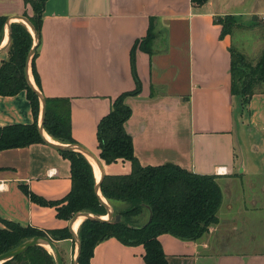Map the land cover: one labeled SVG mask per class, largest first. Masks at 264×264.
Listing matches in <instances>:
<instances>
[{"label": "crops", "instance_id": "1", "mask_svg": "<svg viewBox=\"0 0 264 264\" xmlns=\"http://www.w3.org/2000/svg\"><path fill=\"white\" fill-rule=\"evenodd\" d=\"M24 13L34 15L25 0H0V15L11 24L19 20L12 17ZM226 15L235 16L243 26L252 25L255 17L264 18V0H209L201 6L192 0H47L36 57L39 86L29 65L30 79L45 99L68 100L75 144L97 157L100 120L112 100L134 90L139 80L141 92L125 101L132 109L126 129L140 163H173L218 176L223 192L219 222L197 240L162 234L168 264H264V235H257L251 225L258 213L264 220V204L256 200L247 204L241 186L245 178L264 177V92L254 94L244 110L232 93L230 48L237 47L236 39L233 33L221 36L222 25L216 22ZM150 27L154 32L150 52L139 45L134 50ZM8 34L6 25L0 66L8 56V47L2 49ZM237 48L249 56L242 42ZM258 48L262 52L264 44ZM42 107L40 101L38 124ZM33 121L26 90L0 95V126ZM239 126L245 147L262 158L261 170L256 157L240 159ZM46 139L0 151V227L2 219L42 230L69 227L71 220L59 218L55 206L32 201L23 189L58 200L72 188L71 162L53 145L70 143ZM102 165L108 174L132 170L129 161ZM125 206L118 202L120 209ZM55 243L59 249L64 244L63 259L69 263L75 240ZM144 252L143 245H126L110 237L96 246L91 262L146 264Z\"/></svg>", "mask_w": 264, "mask_h": 264}, {"label": "trees", "instance_id": "2", "mask_svg": "<svg viewBox=\"0 0 264 264\" xmlns=\"http://www.w3.org/2000/svg\"><path fill=\"white\" fill-rule=\"evenodd\" d=\"M209 0H192L196 6ZM31 4L34 15L24 13L36 32L40 35L42 17L47 0H25ZM8 17L0 15V43L4 39ZM222 25L221 36L232 34L235 28L243 26L233 15L218 17ZM11 38L8 56L0 66V95H15L27 91L34 121L32 123H12L0 126V151L26 147L44 142L38 119L40 98L27 79V58L34 44V37L23 22L11 24ZM154 39L153 29L139 40L141 49L150 52ZM38 48V45H37ZM232 93L238 98L240 108L247 109L254 94L264 92V48L260 56L249 59L237 47L230 48ZM37 49L31 60L32 72L37 85L40 76L36 68ZM141 85L137 80L134 90L123 92L112 100L110 111L102 117L97 127L98 158L104 165L117 161H129L132 170L125 174L105 173L100 190L110 202H123L125 208L118 211L122 215L119 222L84 219L78 230L81 241L79 264H92L96 246L103 240L116 237L126 245H143L146 264H168L167 255L160 236L169 233L182 240L201 238L212 224L219 222L218 211L222 205L223 192L216 174H198L173 163L142 165L135 154L132 135L126 129V122L132 115L126 103L130 95H138ZM70 105L68 100L46 98L44 129L54 139L75 144L72 134ZM71 162L72 188L58 200H47L27 188L24 191L31 200L55 206L57 216L71 220L79 212H90L97 216L107 215L108 209L95 190L97 183L94 167L87 156L73 149H60ZM147 214L142 223H133ZM151 215V219L149 220ZM0 227V255L8 252L25 240L35 236H46L58 241L73 239L69 227L42 230L34 226H23L18 222L2 219ZM2 264H57L55 256L46 247L34 245L22 254Z\"/></svg>", "mask_w": 264, "mask_h": 264}, {"label": "water", "instance_id": "3", "mask_svg": "<svg viewBox=\"0 0 264 264\" xmlns=\"http://www.w3.org/2000/svg\"><path fill=\"white\" fill-rule=\"evenodd\" d=\"M12 19H19V20L25 21L34 31L33 35H34V42L35 43L33 44V47L30 50V53H29L28 58H27L26 71H27V79H28L30 86L38 94L40 101L42 102V106H43L42 107V120H41V123L39 124V129H40L41 134L43 135L44 140L47 141L46 136H45V129H44V117H45V112H46V99L42 95V93L34 86V84L32 83V81L30 79V76H29V65H30L31 60H32V58L36 52V49H37V45L39 42V34L36 32L35 27L33 26V24L30 22V20L26 16L18 15V16L12 17ZM6 25L8 27V31H9L8 41L5 44V46H3L2 49L8 47V45L10 43L11 23H10L9 18L7 19ZM53 145L59 149H73V150H76V151H79V152L85 154L87 157L88 156L93 157L95 159V161L97 162V164L101 170V173H102L101 178L99 180H97L95 190L98 193V195L101 197V200L105 204L106 208L108 209L107 218H103L102 216H97V215L90 213V212H79L70 221L69 229L72 233L73 240H75V242L77 243V253H76V256L74 258V264H79V257L81 254L82 245H81V241H80L79 236H78V232H76L73 228V225H74V222L76 221V219H78L79 217H83L84 219L91 218V219L97 220V221H109V220L113 219V217H114V221L119 222L122 219V215L121 214H115L114 215L113 210L111 208V205L106 200H104L101 196L100 184H101V181H102V178H103L105 172H104L103 165L100 162V160L98 159V157L93 152H91L90 150H88V149H86V148H84L78 144H68V145L53 144ZM150 219H151V215H150L149 220ZM42 242H46L49 245V248L51 249V251L53 252V254L56 258L57 264H64V259H63V256L61 254L59 247L57 246V244L53 240H51L49 237H46V236H35V237L30 238V239H27L22 244L17 246L16 248L1 254L0 255V264L22 254L24 251H26L31 246H34V245L44 246L42 244ZM44 247H46V246H44Z\"/></svg>", "mask_w": 264, "mask_h": 264}, {"label": "rangeland", "instance_id": "4", "mask_svg": "<svg viewBox=\"0 0 264 264\" xmlns=\"http://www.w3.org/2000/svg\"><path fill=\"white\" fill-rule=\"evenodd\" d=\"M14 22H23L27 25V23L25 21H22V20H17ZM27 26H29V25H27ZM233 34L235 35V39H236L235 45L238 47L239 43L242 42V47H244V49L248 51V55H249L248 58L255 60L256 59L254 57L255 53H257V56H256L257 58L260 56V53H261V48H258V50H257V46H259V44L260 45L264 44V18L255 17L254 24L249 25V26H241V28H235L233 31ZM33 37H34V35H33ZM238 40H240V41L238 42ZM238 132H239V137L241 138V141H242L241 145L240 146L238 145V148H237L238 153L240 155V159H242V157H243V158L247 159V161H250V159H253L256 157L257 164H258V165H256V167L259 170H261L262 169V165L260 164L261 159H262L261 156L255 155L253 153V149L250 146L245 147V145L243 144V141L245 140V138L243 136V133L241 132V126H239ZM93 167H94V165H93ZM95 175H96V179H97L98 173ZM259 178L260 179H247V178H245L242 181L241 186L243 187V190L245 191L244 197L246 199L247 204H251V202L253 200L258 201L259 203L258 202L257 203L260 206L262 204H264V177L262 175ZM238 187L239 186L236 187V192L239 190ZM106 201L111 205V208L113 210L114 215L120 214V213H118V211L121 210L122 208L120 209V207H118V202L110 203L107 199H106ZM263 215H264V212H263ZM104 216H107V215H104ZM255 216H257V217L255 218ZM255 216L251 222V225L253 226L252 229L255 228L256 231H258L257 235L263 236L264 235V220L261 218L260 213H258ZM146 218H147V214H145L142 217H138V219L136 218L133 223H138V224L142 223ZM252 229L249 228V231L250 230L252 231ZM252 233L253 232H250L249 235ZM59 246H60V250H61L62 256H63V253L66 254V251L63 249L64 244H60ZM75 246H74L75 247V253H77V243L75 244ZM46 248L48 250L50 249L49 247H46ZM49 251L52 252L51 249ZM73 253L74 252H72V255H69V263H67L65 261L64 264H74V255L76 256V254L74 253V255H73Z\"/></svg>", "mask_w": 264, "mask_h": 264}, {"label": "bare ground", "instance_id": "5", "mask_svg": "<svg viewBox=\"0 0 264 264\" xmlns=\"http://www.w3.org/2000/svg\"><path fill=\"white\" fill-rule=\"evenodd\" d=\"M28 25V24H27ZM30 27V26H29ZM31 28V27H30ZM31 30L33 31V29L31 28ZM45 136H47L46 138H49L48 140H50V135L48 134V135H46V132H45ZM51 141H53V142H56L55 140H51ZM88 159H89V161L94 165V170H95V174H97L98 173V175H97V180H99L100 178H101V170H100V168H99V166H98V164H97V162L95 161V159L93 158V157H91V156H88L87 157ZM101 196H102V198L104 199V200H106V198L101 194ZM102 217L103 218H107V216H104V215H102ZM82 220H83V217H79L78 219H76V221L74 222V225H73V228H74V230L75 231H77L78 230V228H79V226H80V224H81V222H82ZM42 244L44 245V246H46V247H49V245L46 243V242H42ZM50 250V249H49Z\"/></svg>", "mask_w": 264, "mask_h": 264}, {"label": "built area", "instance_id": "6", "mask_svg": "<svg viewBox=\"0 0 264 264\" xmlns=\"http://www.w3.org/2000/svg\"><path fill=\"white\" fill-rule=\"evenodd\" d=\"M218 172H220V173H221L222 171H221V170H218ZM51 173H53V172H51ZM0 186H1V188H2V184H0Z\"/></svg>", "mask_w": 264, "mask_h": 264}]
</instances>
